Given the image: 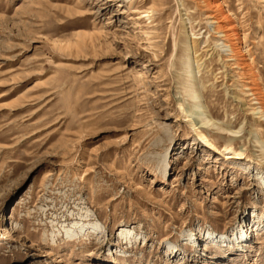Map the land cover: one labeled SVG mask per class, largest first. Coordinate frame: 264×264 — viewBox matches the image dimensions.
<instances>
[{"label": "rangeland", "instance_id": "obj_1", "mask_svg": "<svg viewBox=\"0 0 264 264\" xmlns=\"http://www.w3.org/2000/svg\"><path fill=\"white\" fill-rule=\"evenodd\" d=\"M262 178L264 0H0V264H264Z\"/></svg>", "mask_w": 264, "mask_h": 264}, {"label": "bare ground", "instance_id": "obj_2", "mask_svg": "<svg viewBox=\"0 0 264 264\" xmlns=\"http://www.w3.org/2000/svg\"><path fill=\"white\" fill-rule=\"evenodd\" d=\"M130 1H134V0H130ZM205 4L210 3L212 0H202ZM213 18L216 21L217 25L216 27L219 30V32L223 33V36L225 37V39L228 41V44H224V47H228L230 48V50L232 52H234V50L232 49V45L236 42L237 40V36L236 33L234 31V27L232 25H230L229 23H227V16L224 14V11L221 9V7H216L214 9V13H213ZM237 49H241V47L239 46V48ZM202 113V111H200L198 114L200 115ZM204 141L212 148L217 149V151L219 150V148H217V146L208 138L203 137ZM225 150H227L224 154H226L227 156H230V154H237L235 152V150L232 147H227L225 148ZM222 152V151H221ZM264 180V178H262ZM259 187L264 190V184L261 185L259 184ZM262 216V215H261ZM259 217V215H258ZM243 229V228H236L232 234H228L226 236H223L222 234H212L213 235V240L217 241V242H224L227 243V238L230 237L228 240H231V235L235 236L236 234L239 233V231ZM95 232H87L86 230L81 234V236H76V239H82V238H90L92 236L98 237V234H94ZM127 227H124V230H122L118 235H117V239L122 243V242H131L129 241L127 238ZM67 237H72L70 236V234H67ZM130 238V237H129ZM72 239V238H71ZM186 244H190L189 241H185ZM212 264H217L216 261H214Z\"/></svg>", "mask_w": 264, "mask_h": 264}]
</instances>
